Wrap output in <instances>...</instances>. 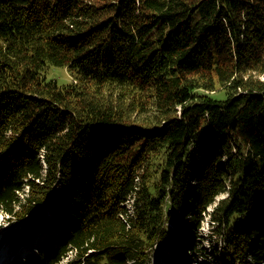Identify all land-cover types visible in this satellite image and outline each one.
Here are the masks:
<instances>
[{
	"label": "trees",
	"instance_id": "trees-1",
	"mask_svg": "<svg viewBox=\"0 0 264 264\" xmlns=\"http://www.w3.org/2000/svg\"><path fill=\"white\" fill-rule=\"evenodd\" d=\"M49 208V264L167 261L186 226L263 264L264 0H0V215Z\"/></svg>",
	"mask_w": 264,
	"mask_h": 264
},
{
	"label": "rangeland",
	"instance_id": "rangeland-1",
	"mask_svg": "<svg viewBox=\"0 0 264 264\" xmlns=\"http://www.w3.org/2000/svg\"><path fill=\"white\" fill-rule=\"evenodd\" d=\"M63 77L67 78V76L65 75V73H60ZM60 79V76H57ZM60 81H64L63 79H60ZM226 194H222L220 197H225ZM71 210L70 206H63L62 208V212H66ZM63 213V214H64ZM43 218L46 217L45 220H47L46 222H50V225H46L43 226V229L33 225V227H24L22 226V224H18L13 226L11 229L7 230L8 228V221L6 220V215L4 213H2L0 215V264H49L48 263V258H40L39 257H35L32 256L30 259H27V255L29 253V250L33 249L32 246L28 249V247L23 246V247H17L18 244V240L15 238V236L13 235V233L11 234V232L16 231V232H27L28 230H31L33 232V229H36V233H35V237L38 239L40 236H44L47 237L48 240L50 241L52 244L49 245H53L56 246V244L59 242V235L61 233L62 228H64L63 223L62 222H69L68 219H64L62 214H60L59 216H56L54 211L49 209H46L45 212L42 215ZM63 218V219H62ZM61 219V221H60ZM261 219H259L257 222H260ZM68 224V223H67ZM42 226V225H41ZM57 228L55 229V231H52V228ZM72 227V226H71ZM209 223L207 220H204L202 228L200 229V234L202 236H196V239L200 238V242H203V245L208 246V239H209ZM192 227H183L181 228V233L183 235L179 236L178 238V245L176 247V250L173 252H170L169 255V260H171L170 262H168L169 260L165 261L163 258H161L159 255L155 254L152 260L151 264H196L197 261L199 260L200 264H210L209 261H206L202 256L195 258L190 251H186L185 246L189 247L192 244V239H188L185 234H189L192 237H194V235H192ZM32 234V233H31ZM35 243V242H33ZM209 248V247H207ZM50 251H53L52 249H50ZM18 253H22V255L18 254ZM36 254V252H34ZM25 258V259H24ZM65 260L64 259L62 261L61 264H65ZM264 264V262H263Z\"/></svg>",
	"mask_w": 264,
	"mask_h": 264
},
{
	"label": "bare ground",
	"instance_id": "bare-ground-1",
	"mask_svg": "<svg viewBox=\"0 0 264 264\" xmlns=\"http://www.w3.org/2000/svg\"><path fill=\"white\" fill-rule=\"evenodd\" d=\"M49 244V243H48Z\"/></svg>",
	"mask_w": 264,
	"mask_h": 264
}]
</instances>
